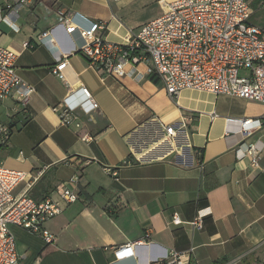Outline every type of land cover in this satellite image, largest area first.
<instances>
[{
	"label": "crops",
	"instance_id": "1",
	"mask_svg": "<svg viewBox=\"0 0 264 264\" xmlns=\"http://www.w3.org/2000/svg\"><path fill=\"white\" fill-rule=\"evenodd\" d=\"M8 1L0 0V44L17 54L18 73L35 92L25 111L16 97L0 99V123L11 128L7 139L0 131V163L28 174L43 170L30 188L26 180L16 189L37 200L60 199L58 185L79 177V198L62 201L64 211L46 222L54 242L11 226L18 264H149L173 250L189 252L190 264H264V104L193 88L171 97L143 63L134 73L105 75L80 52L79 33L58 19L104 23L103 36L124 43L175 0H27L9 14L18 30L1 18ZM249 2L251 22L264 31V0ZM45 30L64 54L65 77L52 72L48 47H23ZM79 86L100 107L78 108L77 127L54 107ZM242 118H261L262 127L244 135ZM184 119L185 128L169 136L166 126ZM244 142L259 146L258 164L238 156ZM199 210L209 213L198 230L191 221ZM175 213L182 223L172 221ZM144 239L133 256L115 262L119 246Z\"/></svg>",
	"mask_w": 264,
	"mask_h": 264
},
{
	"label": "built area",
	"instance_id": "2",
	"mask_svg": "<svg viewBox=\"0 0 264 264\" xmlns=\"http://www.w3.org/2000/svg\"><path fill=\"white\" fill-rule=\"evenodd\" d=\"M26 2L8 1V12L1 18L11 22L9 14L18 12ZM251 14L249 0H175L164 14L132 31L124 43L107 40L102 34L106 27L104 23L94 21L88 27H81L72 14H62L58 19L69 33H79L80 52L105 75L134 73L136 66L143 63L147 65L149 74L161 80L171 97H177L184 88H193L236 95L264 104V31L251 22ZM12 25L19 29L15 23ZM38 45L51 50L56 61L52 72L65 77L61 65L66 60L58 51L51 30H45L33 41L23 43L27 49ZM16 59L17 54L13 50L0 44V99L16 97L25 111L35 87L19 75ZM99 107L88 87L79 86L54 110L60 112L64 123L79 127L78 108L94 111ZM262 124L261 118H242L238 131L249 135ZM185 126V119L177 124H168L167 134L173 136ZM0 131L5 139L11 134L10 126L6 124L0 123ZM84 139L91 140L92 137L85 135ZM237 151L240 158L251 155L253 162L258 164L260 148L257 144L244 142ZM105 169L108 173L117 174L114 168ZM42 174L43 170L28 174L0 163V264H18L20 260L11 226L22 227L50 244L56 236L46 227V222L64 211L62 201L74 202L79 198L78 176L58 185L56 190L60 199L47 196L37 200L28 191L16 194L22 182L28 180L30 188ZM208 213L199 210L191 225L202 229ZM172 221L182 223L177 213ZM145 240L119 246L115 262L133 256L134 246ZM189 255V252L173 250L166 260H155L149 264H190L186 260Z\"/></svg>",
	"mask_w": 264,
	"mask_h": 264
},
{
	"label": "trees",
	"instance_id": "3",
	"mask_svg": "<svg viewBox=\"0 0 264 264\" xmlns=\"http://www.w3.org/2000/svg\"><path fill=\"white\" fill-rule=\"evenodd\" d=\"M151 79H153L154 81L158 82L160 79L158 77H156L155 75H151Z\"/></svg>",
	"mask_w": 264,
	"mask_h": 264
},
{
	"label": "rangeland",
	"instance_id": "4",
	"mask_svg": "<svg viewBox=\"0 0 264 264\" xmlns=\"http://www.w3.org/2000/svg\"><path fill=\"white\" fill-rule=\"evenodd\" d=\"M245 72L243 71L242 74H244Z\"/></svg>",
	"mask_w": 264,
	"mask_h": 264
}]
</instances>
